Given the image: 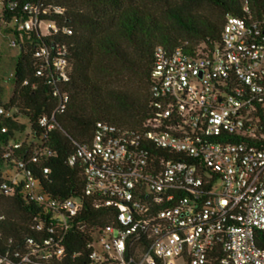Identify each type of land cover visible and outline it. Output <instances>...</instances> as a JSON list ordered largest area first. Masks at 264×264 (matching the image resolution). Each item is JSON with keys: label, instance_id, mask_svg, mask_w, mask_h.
I'll use <instances>...</instances> for the list:
<instances>
[{"label": "built area", "instance_id": "1", "mask_svg": "<svg viewBox=\"0 0 264 264\" xmlns=\"http://www.w3.org/2000/svg\"><path fill=\"white\" fill-rule=\"evenodd\" d=\"M19 8L18 0H0V14ZM22 10L26 19L11 24L20 38L70 34L42 19L39 5ZM243 12L227 17L216 46L155 49L151 117L133 133L98 124L69 160L83 166L82 198L43 190L27 170L39 150L5 172L2 189L22 185L43 210L34 229L46 236L0 255V264H264V14L247 5ZM36 57L49 64L51 54L43 46ZM52 67L56 82L68 81L60 47ZM53 95L57 109L39 120L46 130L68 101L58 88ZM0 116L13 111L0 106ZM74 231L86 238L83 254L66 252Z\"/></svg>", "mask_w": 264, "mask_h": 264}, {"label": "trees", "instance_id": "2", "mask_svg": "<svg viewBox=\"0 0 264 264\" xmlns=\"http://www.w3.org/2000/svg\"><path fill=\"white\" fill-rule=\"evenodd\" d=\"M20 8L0 14V34L15 39L18 54L8 82L13 92L6 102V91L0 83V106L13 111V118L0 116V255L24 249L27 240L37 233L35 219L43 210L29 202L22 185L2 189L5 172L17 160L29 161L35 150L43 154L27 170L39 179L43 190L66 199L83 197L84 175L80 162L71 165L70 158L78 146L89 144L98 124L120 132L133 133L142 128L152 115L151 70L154 52L159 46L167 50L182 48L193 51L200 45L220 43L224 23L229 16H244L243 8L264 14V0H18ZM35 4L46 21L67 28L42 36L37 31L19 34L13 22L26 19L22 7ZM56 9H62V14ZM47 47L49 64L36 57ZM57 47L65 52L69 72L67 82H56L52 59ZM0 48V75L2 72ZM42 69V74L39 71ZM131 77L136 88H118L111 79ZM58 88L68 96L61 113L55 117L56 128L46 130L39 120L50 116L59 105L53 95ZM3 129H6L3 132ZM14 145H20L15 148ZM49 173L44 175L43 169ZM91 216L95 211L89 209ZM65 243L67 253L83 254L85 236L74 231ZM257 244V243H256Z\"/></svg>", "mask_w": 264, "mask_h": 264}, {"label": "rangeland", "instance_id": "3", "mask_svg": "<svg viewBox=\"0 0 264 264\" xmlns=\"http://www.w3.org/2000/svg\"><path fill=\"white\" fill-rule=\"evenodd\" d=\"M10 42V38H6L3 34H0V48L3 59L0 83L6 91V102L12 96L13 92V89L8 82V76H10L11 74V69L13 67L14 60L18 54V48L12 47ZM110 85L112 87L118 88H136L138 86V82L131 77H122L119 79H111Z\"/></svg>", "mask_w": 264, "mask_h": 264}]
</instances>
